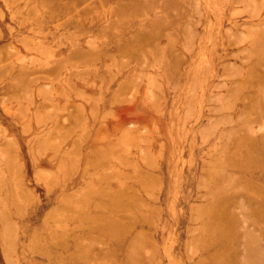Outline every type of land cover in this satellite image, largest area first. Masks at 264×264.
Instances as JSON below:
<instances>
[{"label":"rangeland","instance_id":"rangeland-1","mask_svg":"<svg viewBox=\"0 0 264 264\" xmlns=\"http://www.w3.org/2000/svg\"><path fill=\"white\" fill-rule=\"evenodd\" d=\"M262 147L264 0H0V264H258Z\"/></svg>","mask_w":264,"mask_h":264},{"label":"bare ground","instance_id":"bare-ground-1","mask_svg":"<svg viewBox=\"0 0 264 264\" xmlns=\"http://www.w3.org/2000/svg\"><path fill=\"white\" fill-rule=\"evenodd\" d=\"M263 149H262V153H264V147H262ZM255 149H256V147L255 146H253L252 147V151H253V155H255L256 153H255ZM243 151V150H242ZM258 153H260V151L258 152ZM247 165V164H246ZM251 166V165H250ZM247 169V168H246ZM262 209H264V208H262ZM214 211V210H213ZM208 213V212H207ZM199 214V213H198ZM196 217H198V216H196ZM213 218L215 219V220H217V221H220V222H223V221H225L227 218H228V212H227V210H226V208H224L223 209V212H220L219 214H217V213H214L213 214ZM231 218V217H230ZM196 219V218H195ZM216 221V223H218ZM227 222V221H226ZM214 223V222H213ZM219 228V227H218ZM213 229V228H212ZM215 231V230H214ZM216 232V231H215ZM218 233V232H217ZM221 233V232H220ZM226 234V233H225ZM250 243V242H249ZM251 243H253V242H251ZM245 245H247V244H245ZM252 245V244H251ZM249 259L251 260V261H257V263L258 264H264V259L262 260V258H258V257H255V256H249Z\"/></svg>","mask_w":264,"mask_h":264}]
</instances>
